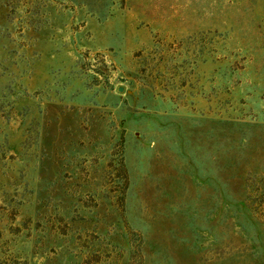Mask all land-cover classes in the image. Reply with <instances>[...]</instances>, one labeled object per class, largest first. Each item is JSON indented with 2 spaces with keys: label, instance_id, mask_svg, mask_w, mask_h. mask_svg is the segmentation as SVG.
I'll return each mask as SVG.
<instances>
[{
  "label": "rangeland",
  "instance_id": "rangeland-1",
  "mask_svg": "<svg viewBox=\"0 0 264 264\" xmlns=\"http://www.w3.org/2000/svg\"><path fill=\"white\" fill-rule=\"evenodd\" d=\"M0 264H264V0H0Z\"/></svg>",
  "mask_w": 264,
  "mask_h": 264
}]
</instances>
